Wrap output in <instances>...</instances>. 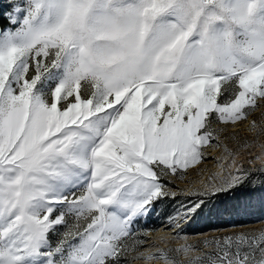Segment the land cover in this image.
<instances>
[{
	"label": "snow or ice",
	"instance_id": "6c2138e0",
	"mask_svg": "<svg viewBox=\"0 0 264 264\" xmlns=\"http://www.w3.org/2000/svg\"><path fill=\"white\" fill-rule=\"evenodd\" d=\"M262 108L264 0H0V264H264L186 232L264 206L226 146L188 179Z\"/></svg>",
	"mask_w": 264,
	"mask_h": 264
},
{
	"label": "rangeland",
	"instance_id": "374dc122",
	"mask_svg": "<svg viewBox=\"0 0 264 264\" xmlns=\"http://www.w3.org/2000/svg\"><path fill=\"white\" fill-rule=\"evenodd\" d=\"M261 111L255 112L249 117V120L255 119L258 124L264 120ZM233 134L236 135V139H226L222 141L221 147L215 149H209L208 151V162L199 166L202 172L197 175L195 170H191L188 177L189 180L195 181L194 187H199L200 180L209 179L211 173H215L217 168L212 162L215 157L222 156L223 148L226 146L230 151L234 153V158L236 165L243 169H247L252 174V180L259 182L264 180L256 170L264 168V133L256 136L254 133L248 130L247 123L239 124L235 128L229 127L222 133L223 136L231 137ZM247 144V147L243 145ZM229 172H235V166L228 169ZM176 187L185 188L186 184L182 182H177ZM264 206H261L258 201L254 202L253 206L247 211H226L222 212L217 216L212 218H202L199 219L186 227V232L189 234L188 243H197L198 241L209 239L213 236H223L227 232H259L264 230ZM149 226L158 227L159 222L157 221L155 215L150 218L147 222ZM227 229V232L224 231ZM199 233H204L205 235H199ZM162 235H166L160 231L152 233L146 239L150 243H155L159 241ZM180 241L179 243H182ZM171 243L172 247H177L178 242L168 241ZM163 247L164 245H160ZM182 259V258H181ZM135 264H141V262H135Z\"/></svg>",
	"mask_w": 264,
	"mask_h": 264
}]
</instances>
